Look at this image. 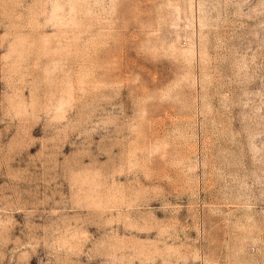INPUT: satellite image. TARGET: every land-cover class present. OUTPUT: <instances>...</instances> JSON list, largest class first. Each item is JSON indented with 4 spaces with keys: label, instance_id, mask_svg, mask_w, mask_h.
Wrapping results in <instances>:
<instances>
[{
    "label": "rangeland",
    "instance_id": "374dc122",
    "mask_svg": "<svg viewBox=\"0 0 264 264\" xmlns=\"http://www.w3.org/2000/svg\"><path fill=\"white\" fill-rule=\"evenodd\" d=\"M0 264H264V0H0Z\"/></svg>",
    "mask_w": 264,
    "mask_h": 264
}]
</instances>
